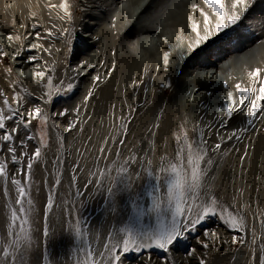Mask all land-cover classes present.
<instances>
[{
    "label": "bare ground",
    "instance_id": "1",
    "mask_svg": "<svg viewBox=\"0 0 264 264\" xmlns=\"http://www.w3.org/2000/svg\"><path fill=\"white\" fill-rule=\"evenodd\" d=\"M122 1L68 0L70 11L74 16V24L71 26L77 29V36L69 53L63 40L35 39V32L31 27L33 24H40L42 27L39 31L42 36L49 29L52 30L54 37L59 36L61 30L70 26L66 19L59 18L63 15V10L59 7L62 0H0V35L4 36L0 38V48L7 53L0 57V89L9 97L14 107L16 102L12 100L13 93L20 91L25 97L20 110L25 114L26 110L39 106L51 116L63 108H73L80 104L83 96L91 88L94 95L86 108V115L91 119L79 125L82 130H73L71 134L64 132L67 121L72 119V116L67 119H50L48 122L49 142L57 136L59 131L60 134L65 135V146L68 147L89 141V136L91 138L89 143L102 144L105 138L116 135L114 127L117 129L118 122L121 121L119 118L123 117L124 121H127L130 109L135 108L136 111L131 113L134 116V122L130 124L133 126L128 133L126 149L127 151L134 149L139 155L150 159L152 171H154L157 162L160 165L162 159L167 164L169 155L166 152H160V149L178 147L176 137L179 135L180 143H182L184 132H187L189 139H192L198 137L203 131L206 138L211 137L208 140L209 145H214L217 142L216 133L219 132L221 135L226 133L218 126L214 128L206 126L216 120L222 102L227 100V94L232 92L236 99H239L235 85L240 83L244 87L252 86L253 81L248 73L256 68L262 70L260 79L264 80V0H255L249 12L245 14L248 17L247 20L242 19L239 27L227 35L222 34L219 38H213L192 55L188 52V44L195 40V32L192 31L191 24L195 22L203 34V17L199 9H194L192 6L198 5L208 11L203 0L195 2L148 0L147 4L145 0H125V3ZM49 5L56 7L50 11ZM250 20H254L255 28L251 27L253 23ZM113 23L114 28L111 27ZM256 29H261L262 32L254 33ZM9 34L13 36L12 40L8 38ZM34 43H43L51 55L37 49L25 52L23 58L26 59L29 55L43 56L47 65L43 61L25 65L22 60L14 59L16 52L21 51L22 48L28 49ZM81 43L84 45L82 46ZM256 50L258 51L253 55L252 53ZM165 51L170 52L167 71L163 67ZM181 51L184 53L183 59L180 57ZM247 53L250 54L249 58L240 60ZM85 60L96 64V71L81 78L73 93L57 97L54 106L44 105L40 97L46 91L43 87L46 80L37 82L35 71H45L46 67L55 65L57 77H63L66 70L69 75H73L71 70ZM113 62L116 64V71L111 78L103 79L98 87H94L92 76L99 73L103 77ZM16 67L18 68L15 70ZM8 68L12 69L10 73L6 71ZM169 79L173 83V88L162 90L160 84ZM133 81L137 84L143 81V84L133 90L131 87ZM225 81L227 88L224 87ZM65 82L67 83L66 78ZM256 86L258 87V84ZM23 89H27V93L23 92ZM2 106L3 98L0 97V107ZM108 106L112 107L109 116ZM242 120V116L234 117L227 131L238 126L247 127L246 124H242ZM52 125L59 127L55 128ZM8 126L11 127V122H8ZM37 128L38 122L34 121L30 131L36 138L30 143L31 149L39 141ZM2 134L0 130V135ZM26 134V130L21 129L20 135ZM221 151L223 155L221 161H218L219 166L216 167L214 174L213 171L209 174L212 184L224 179L223 173L227 172L228 165H237L243 161L249 168L248 180L257 178L264 180V121L257 120L241 140L231 141L222 147ZM214 155L219 154L217 152L213 154V157ZM220 158L221 156H218V159ZM65 164L68 166V163ZM136 170L133 167L132 171ZM69 172L68 166L65 173ZM143 176L142 172V178ZM87 177L89 179L90 175L88 174ZM137 184L142 188L146 185L143 179ZM256 185L258 187L255 191L251 188H247V191L256 195L263 194L264 187L261 188L258 183ZM224 187L217 191L222 193ZM209 219L212 221L211 224L221 222L216 217ZM125 220L126 216L123 214L122 218H117L115 221L109 214L107 218L99 219L90 226L89 230L94 243L97 233H104V237L96 247L98 251L102 250L109 229L113 226L116 228L123 226ZM145 222L151 223L147 217ZM208 222L206 225H210ZM52 226L62 228L60 224ZM223 227L227 229L226 226L223 225ZM40 228V252L43 253L42 227ZM61 228L56 232L59 233ZM203 229V226L198 227V236H201L199 233ZM58 240L53 238L56 243L50 240L48 243L53 258L56 252H61L63 257L66 252L67 264H73L72 249L69 248L68 242L64 240L58 242ZM194 241L193 238L189 240L192 244L188 249L196 245ZM82 245L83 241H81ZM73 247H76L75 242ZM188 249L178 244L170 250L168 255L172 257L174 264L180 262L197 264L195 257L182 253L183 250ZM243 252V248L239 251H230L221 257L218 264H236ZM150 254L153 258L151 264H160L166 255L162 250L155 248L150 250ZM148 255L149 252L143 255L135 252L128 253L123 258V264H149ZM76 256L82 257V254L77 251Z\"/></svg>",
    "mask_w": 264,
    "mask_h": 264
},
{
    "label": "snow or ice",
    "instance_id": "2",
    "mask_svg": "<svg viewBox=\"0 0 264 264\" xmlns=\"http://www.w3.org/2000/svg\"><path fill=\"white\" fill-rule=\"evenodd\" d=\"M147 3L148 0H145V4ZM254 3L255 0H203L208 11L193 5L192 7L198 8L203 17V34L198 25L193 22L191 27L195 32V40L188 44L189 55L194 54L197 49L213 38H219L222 34L227 35L238 27ZM48 7L51 11L56 6ZM59 7L63 10V15L59 18L66 19L70 24L68 28L60 31L59 36L54 37L51 29L42 36L39 31L42 27L40 24H33L31 27L35 32V39L63 40L71 53L73 41L77 36L76 27L71 26L74 24V16L70 11L68 0H62ZM111 27L114 28L115 24L113 23ZM8 38L12 40L13 36L9 34ZM177 47L181 46L177 45ZM37 49L51 55L43 43H34L30 48H22L21 51L16 52L14 59L22 60L25 65L37 61H43L47 65L43 56L29 55L26 59L23 58L25 52ZM5 55L7 53L0 48V57ZM180 57L184 58L183 51ZM169 63L170 52L165 51L163 54L165 71ZM96 69V64L85 60L79 63L76 69L71 70L73 75H69L66 70L63 77H57L55 65L46 67L45 71H35L37 82L46 80L43 84L46 91L40 99L44 105L54 106L57 97L73 93V90L77 88V82L91 75ZM6 71L10 73L12 69L8 68ZM115 71L116 64L113 62L103 77L99 73L92 76V85L98 87L103 79L111 78ZM261 73L260 68L248 73L253 81L252 86L244 87L237 83L235 88L239 99L229 92L227 100L222 102L218 110L216 120L206 126L207 128L218 126L226 133L221 135L217 132V142L214 145H209L208 140L211 137L206 138L203 131L198 137L192 139H189L188 133L184 132L182 143H180V136L176 137L178 147L174 160L165 164L162 159L160 167L154 173L152 161L146 156L139 155L134 149H128L127 154L123 152V149L127 147L129 125L134 122V116L131 113L136 109L132 108L127 121H124L123 117L119 118L121 120L119 131L114 137L104 139L98 154L93 156L90 166L82 164L81 159L73 162L67 174L66 189L62 182L65 160L57 156L51 161L53 171L49 172L46 167L48 161L42 149L47 148L49 144L48 122L50 119H67L72 116L73 118L67 121L64 132L71 134L73 130H82L79 125L91 119L86 115V108L94 95L92 89L86 92L80 104L73 108H63L51 116L39 106L26 110L25 114L20 110L23 107L22 101L25 99L20 91L13 93L12 100L16 102L14 107L9 97L0 89V97L3 98V106L0 107V130L3 132L0 135V142H3L0 143V154L7 153L10 157L9 161L0 155V180L3 181L4 197H10V186L15 193L14 199H9L7 204L9 216L6 221V232L0 236V246L3 249L0 254V264H29L28 257L37 256V253L41 251L39 243L41 220L44 245L42 260L36 258L33 264H54L47 250L49 240L53 238L68 242L74 254L73 264H123V258L132 252L141 255L149 252L147 261L151 264L153 258L150 250L154 248L166 254L160 264H174L168 255L170 250L191 233L197 232L198 227L210 217H218L227 229L232 230L233 243L253 248L252 255L256 264H264V243L257 244L255 229L249 227L245 215L235 208V198L225 205L215 194L208 191L209 174L216 164L213 154L219 152L231 141L241 140L257 120L264 121V80L260 79ZM56 80L58 82H54ZM142 84L143 81L140 84L133 81L131 87L135 90ZM227 86L225 81L224 87L227 88ZM160 88L172 89L171 79L161 83ZM23 92L27 93V89H23ZM236 116H242V124H246L247 127L238 126L227 131L230 121ZM34 121L39 125L37 128L39 141L33 146V150L29 151L31 141L36 138L30 131ZM8 122H11V127L8 126ZM52 127L59 126L52 125ZM21 129L26 130L27 134L21 136ZM57 141L60 149L63 150L66 137L59 131ZM89 141L91 142V138ZM87 151L92 155L91 148ZM76 153L81 158L84 157V153L79 149H76ZM39 163L45 165L44 186L47 187L46 202L42 209L34 204L31 184L32 178L36 175L34 169L38 168ZM10 164L18 166L15 172L11 170ZM133 167L137 169L135 172L132 171ZM80 171H88L90 175L82 187L78 185ZM142 172L146 183L155 182L147 186L145 195L150 200L147 204L144 203V196L137 187V182L142 179ZM49 176H54V180L50 182ZM35 191L39 193L41 188L37 187ZM97 199L101 200L105 218L111 214L115 221L117 218H122V214L126 216L123 226L119 228L113 226L109 229L107 239L102 245V250L99 251L88 239L90 224L81 215L82 209ZM146 217H154V223H146ZM53 221L62 225L59 233L52 226ZM249 231L252 232L251 240L247 239ZM214 232L215 230L211 229L204 230L203 237L210 238V233ZM95 239L99 241L98 233ZM81 241H83L82 246ZM73 242L76 247H73ZM200 243L205 249L209 247L207 242ZM77 251L82 254V257L75 255ZM195 253L196 249L192 248L188 255L193 256ZM200 264H205V261L201 259Z\"/></svg>",
    "mask_w": 264,
    "mask_h": 264
},
{
    "label": "rangeland",
    "instance_id": "3",
    "mask_svg": "<svg viewBox=\"0 0 264 264\" xmlns=\"http://www.w3.org/2000/svg\"><path fill=\"white\" fill-rule=\"evenodd\" d=\"M188 1L195 2L197 0H188ZM122 2L125 3V0H123ZM120 5H122L121 2H120ZM253 14H251V15H253ZM250 17L251 16H249V18ZM247 18H248L247 16H244L243 20L246 21ZM253 18H255V16ZM251 23H253L252 26H251ZM251 23H250V26L255 28L254 20L251 21ZM236 28H234L233 30H235ZM249 29H250V27H249ZM254 31H255L254 33L262 32L261 29L260 30L256 29ZM3 37H4L3 35L2 36L0 35V38H3ZM81 44H82V46L84 45V43H81ZM257 51L258 50H256L252 54L255 55V53ZM238 53H242V52H238ZM248 55H250V54L247 53L240 60L248 59L249 58ZM17 68L18 67H16L15 70ZM74 69H76V68H74ZM111 108H110V106H108V110H107L108 116L111 115V113H109V112H111V110H110ZM120 123H121V121L118 122L117 129L114 127V134H116L119 131ZM132 126L131 125L129 126V133H130V129H132ZM38 127H39V125H38ZM48 133H49V129H48ZM88 138H90V136ZM52 139L53 140H51L49 142L48 147L42 149V151L44 152L45 157L48 161V164L46 165V167L48 168L49 172L53 171L51 161L53 159H55L57 156H60L61 158H63L65 160V163H68L69 170H71V166L76 159H81L82 164H84L86 166H90L92 163L93 156L95 154H98V150L101 146L100 143H89V141L86 140L85 142H82V143L80 142L79 144L74 145L72 147L64 146V149L61 150L59 147V143L57 141V136H54ZM54 140H56L57 142H53ZM89 148L92 149V155H90L89 152L87 151V149H89ZM76 149H79L81 152L84 153L83 158H81L76 153ZM31 150H33V148L31 149L29 146V151H31ZM176 150H177V147L176 148L174 147V148H169V149H160V152H166V154L169 155L168 159H167V162H168L170 160H174ZM123 152L125 154H127L128 151L126 148H124ZM69 153H71V155H69ZM218 154L219 155H214V157H213V159L216 161V164L212 170L213 174H214V171H216V167L219 166L218 161H221L223 151L220 150L218 152ZM0 155H2V156L5 155V157L3 156V158L8 159L10 161V157H8L7 153H2ZM218 156H221V158L218 159ZM68 166L66 164H64V170H63V176H62V182L64 184L65 189L67 188V184H68V175L65 173L66 168ZM159 167H160V165L157 162L156 170H154V171L156 172ZM10 168L13 172H15V169L17 168V166L10 164ZM44 168H45V165L43 163H39L38 168L34 169V171L36 172V175L31 180V184L33 186L32 195L34 198V204L36 205V207H38L40 209L43 208L44 203L46 202V196H47V187L44 186V172H43ZM226 171L227 172L223 173L224 179H221L218 183L213 182V184H212L211 180L208 181L209 193L215 194L218 197V199L222 203H224L225 205H227L230 201H233V198H235V204H234L235 208L238 210V212L245 215L246 221H247L249 227L250 228L254 227V229H255V237H256L257 244L264 243V239H261L262 237H264V188H263L264 187V180H260L258 178L256 180H253V179H250L251 181L248 180L247 178L249 175V168L244 165V161L242 163L239 162L237 165H234V164L228 165ZM88 174H89L88 171H80L79 172V174H78V185L79 186L82 187V185L86 182V180L88 179V177H87ZM226 178H228V179H226ZM48 179L51 182L52 180H54V176H49ZM231 179H233V181ZM143 181L145 184L146 181L144 179H143ZM256 183H258L259 186L261 188H263V194L256 195L253 192L247 191V188H251L252 190L255 191V189L258 187V185H256ZM148 184H149V182L146 183L144 188H142L139 184H137L138 190H142V191H140L141 194L144 191V193L142 195L144 196V203L145 204L147 201L150 202L149 198L145 195V193L147 191ZM37 187L41 188V191L39 193H36V191H35V189ZM214 187H216V188L214 189ZM222 187H224L222 190V193L218 192L217 190L221 189ZM209 188H212L213 190L212 189L210 190ZM234 189H235V191H234ZM163 190L164 189H162V191ZM14 194H15L14 189H11V186H10V197H4L3 196V181L0 180V236H3L6 232V221H7V218L9 216L7 204H8V200L10 198L14 199ZM25 206L27 207V204H25ZM81 215L84 217L86 222L90 224V226H92L99 219H105L103 209L101 207V200L97 199L96 201L88 204L86 207H84L82 209ZM216 218H218V217H216ZM147 219L151 223H154V217H147ZM206 222L210 223V225H206ZM211 222H212L211 219H207L202 223L201 226H203L204 229L199 233V235H201V236H198L197 232L191 233L186 239H183L179 243L181 246H183L184 248L187 247V249H188V247L191 246V244H192L189 242V240H191L192 238L195 239L194 243H196V245L192 246V248L196 249V253H195V255H193V257H195L196 261H198L197 264H200L201 259H203L205 261V264H218L220 262L221 257L224 254H227L230 251H239L242 248L244 249V252L242 255H240V258L236 264H256V262L253 260V255H252L253 254V248L251 246L246 247V246H243V245H240L237 243H233L232 242V237H233L232 231L225 229L221 222L219 224H217V223L211 224ZM213 222H215V221H213ZM52 225H56L55 221H53ZM40 227H42V220H41ZM60 228L61 227H55V230L57 231ZM210 229L215 230V232L210 233V238H207V239L204 238L203 237V231L204 230H210ZM103 237H104V233L103 232L99 233V241L98 242L96 241L94 243L92 241L91 232L89 230L88 239L93 243V247H97ZM247 239H249V240L252 239V232L251 231H249ZM59 241H60V239L58 240V242ZM201 241L209 243V247L207 249L203 248L201 243H200ZM50 242H54L53 239H50ZM54 243H56V242H54ZM2 250H3L2 246H0V254H2ZM47 250H48V253L50 255V260H52L54 262V264H67L66 257L68 254L66 252L64 254V257L62 256L61 252H56L54 255V257L56 258L55 259V258H53V255L51 254V250H50L49 245L47 246ZM190 250L191 249H188L185 251L183 250L182 253L184 255H188ZM178 252L179 251H177V253ZM158 253H160V252H158ZM42 254L43 253L39 252V254L37 253V256H35V257L29 256L28 257L29 264H33V261L36 258H40L42 260ZM72 254H73V252H72ZM168 254H170V253H168ZM73 258H74V254H73ZM178 264H182V263L180 262Z\"/></svg>",
    "mask_w": 264,
    "mask_h": 264
}]
</instances>
